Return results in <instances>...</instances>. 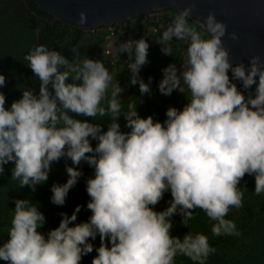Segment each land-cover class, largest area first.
<instances>
[{
    "label": "clouds",
    "instance_id": "9594fccd",
    "mask_svg": "<svg viewBox=\"0 0 264 264\" xmlns=\"http://www.w3.org/2000/svg\"><path fill=\"white\" fill-rule=\"evenodd\" d=\"M192 11V5L179 11L158 42L167 56H172L173 38L188 45L182 65L170 63L162 70L160 94L177 91L187 101L182 109L169 107L163 122L142 117L134 102L122 111L124 88L113 83L101 60L86 55L81 60L77 47L71 49L73 61L45 45L25 55L39 91L22 90L10 108L0 92V175L12 163L11 179L35 192L48 180L53 163L70 159L67 181L51 187L52 204L63 206L83 175V161L94 169L86 181L91 215L76 223L83 207L77 205L71 215L59 213V226L43 233V212L27 199H16L0 260L81 264L95 251L91 264H176L177 256L206 264L217 250L205 234L189 231L182 239L171 234L173 217L179 215L187 227L197 208L215 221L213 236L240 235L225 217L243 207L248 189L239 185L245 175L254 176L255 194H264V59L252 55L247 65L233 64L222 38L227 34L237 41L238 34L227 33V25L211 11L202 23L195 20L202 29L197 31L188 23ZM86 21L80 12L77 22ZM149 47L141 37L120 43L116 51L133 59L129 82L150 97L153 78L145 83L140 76ZM5 83L0 74V87ZM106 115L111 119L105 131L94 118ZM121 116L128 131L121 129ZM165 193L171 194L168 206L154 210Z\"/></svg>",
    "mask_w": 264,
    "mask_h": 264
},
{
    "label": "trees",
    "instance_id": "16d2710c",
    "mask_svg": "<svg viewBox=\"0 0 264 264\" xmlns=\"http://www.w3.org/2000/svg\"><path fill=\"white\" fill-rule=\"evenodd\" d=\"M32 6L33 12L38 15H46L50 17L49 22L41 29L39 33H36L31 27L30 22L33 19L30 15L24 16L23 23L19 25H13L12 28H16V33L18 37L16 40H11L7 45L0 42V74H3L6 79V83L3 87H0V92H3L6 97V108H10L11 103L14 100H19L22 97V90L32 88L38 93L39 80L32 72L31 68L28 66V61L24 59L25 55L29 53L31 49L38 45H45L48 48L51 46V43L54 38L55 28L58 25H64L46 12L39 9L32 0H28ZM190 21V20H189ZM196 25L195 23H193ZM66 26V25H64ZM68 27V26H66ZM72 31V36L70 41L65 45L61 54L65 55L70 59L72 52L71 49L77 46V43L80 39L82 30L74 29L68 27ZM3 36V34H2ZM0 33V38H2ZM16 87V89H14ZM14 167V164L9 163L4 166L5 171L0 175V225H2L3 220H10V214L15 209L14 201L16 199H27L30 204L34 205V200L39 199L40 196L46 195L45 190L39 186L36 187V191L32 192L30 188L27 187L25 193L20 196H16L15 191L20 187L18 180L11 179V171ZM86 181L83 180L79 185L80 190L76 197H74L68 205L61 206H50L46 208L45 212V231L54 229L58 227L59 213L63 210L68 211L69 205L75 203L79 196L83 193L87 194L86 191ZM82 185H85L82 187ZM70 189L69 192H71ZM88 195V194H87ZM247 208V217L245 220H241L236 226L237 231L240 227L253 226L254 230H259V225L262 224V220H257L255 213L254 204ZM39 210L44 209V205H38ZM181 217L177 215V223L173 224L174 235L180 237L188 233L189 231L193 234L203 233L208 237L209 244L211 247L216 248V253L211 254L206 262V264H241L238 260V250L241 243V235L239 236H213L211 232L212 225L215 221L210 220L207 216L194 217L192 220L188 221L187 227L183 226L181 223ZM260 223V224H259ZM239 232V231H238ZM0 244L6 240H1ZM0 264H7V262L0 260ZM176 264H195L189 258L185 256H177ZM254 264H264V258L261 261L256 260Z\"/></svg>",
    "mask_w": 264,
    "mask_h": 264
},
{
    "label": "rangeland",
    "instance_id": "374dc122",
    "mask_svg": "<svg viewBox=\"0 0 264 264\" xmlns=\"http://www.w3.org/2000/svg\"><path fill=\"white\" fill-rule=\"evenodd\" d=\"M30 15L33 19L30 22V27L36 32L39 33L41 29L45 26L47 22H49L50 17L46 15H38L33 12L32 6L28 2V0H0V33L2 38H0V42H3V44L7 45L11 40H16L18 37V34L16 33V28H12L13 25H19L23 23L24 16ZM50 16V15H49ZM19 23V24H18ZM83 33V32H82ZM72 36V31L64 26V25H58L55 28V34L53 41L51 43V46L49 47L50 50H56L62 52L65 45L70 41ZM77 47V46H76ZM81 53V52H80ZM73 54L70 57V61H73ZM80 59H83V55L81 54ZM16 89V87L14 88ZM39 91V86H38ZM111 93V90L109 89V95ZM147 94L144 96H141V94L134 93L126 100H121L122 104V111L127 110V104L129 102H134L137 105V111L139 114L146 118L149 115H153L154 119L161 121L160 118V112L157 108H154L151 103L148 101H145ZM105 108H107V105H102ZM70 115L75 116V114L70 113ZM76 119H91L88 117H75ZM110 115H106L104 117L97 116L94 118V122H99L104 125V130H107V124L110 122ZM119 123L121 124L122 131H128L127 128H124L125 121L123 119V116H121ZM62 126V125H61ZM93 144V147H95L96 141H91ZM65 165L67 166H73L70 159H66L62 157L59 162H55L51 166V171L49 173V178L46 182H44L41 185H37L45 190V193H47L45 196L42 195L40 198L34 200V206L38 207V205L42 206L44 205V209L40 210L45 215L46 208L50 206H57L52 204L51 202V187L55 184H63L67 181V173L65 169ZM80 170L83 172V175L78 179V182L76 185H79L83 180L88 179L90 177L94 176V169L89 167L87 163L81 162V165L79 166ZM247 186L248 191L244 193L243 197V207L242 208H232L230 209L228 215L225 217L226 219H231L235 222L236 226L241 222V220H245L247 217V208L252 206L250 204H254L255 206V213L257 216V220H262V224L259 225V230L255 231L253 226H245L240 227L238 229L242 239H241V245L238 252V260L241 264H254L256 260L261 261L264 258V194H261L257 196L254 192L255 190V178L254 176L245 175L244 179L241 181L239 187L243 188ZM81 186V185H80ZM80 186L73 187L72 191L68 193L65 201V205H68L70 201L77 196L79 190L81 189ZM85 185H82L84 187ZM27 190V187H19L16 189L15 194L16 196H20L21 194L25 193ZM90 197L83 193L79 196L78 200L75 203H71L69 205L68 211L63 210L62 212L67 213L68 215H71L74 211L75 207L77 205H82L81 211L77 214V221L76 223L87 221L88 217L91 215L90 210L87 209V203L89 201ZM171 199L170 193L164 194V199L160 201L158 205H156V208L154 210L156 211H162L164 210L168 205L167 201ZM61 206H59L60 208ZM14 215V210L10 214V220H3V223L0 225V236L1 240H7L9 229L11 227V221ZM179 216V215H178ZM207 216L206 213L197 208L195 209L193 213V217H202ZM61 220V216L59 215V222ZM177 223V215L173 217V224ZM260 224V223H259ZM45 225V224H44ZM39 231L46 233L45 226L43 228L39 229ZM174 229L172 228L171 234L174 235ZM93 243L98 247L99 246V237ZM96 255L95 251L93 253L89 254L88 256H85L81 262V264H91L92 258Z\"/></svg>",
    "mask_w": 264,
    "mask_h": 264
},
{
    "label": "water",
    "instance_id": "95a60500",
    "mask_svg": "<svg viewBox=\"0 0 264 264\" xmlns=\"http://www.w3.org/2000/svg\"><path fill=\"white\" fill-rule=\"evenodd\" d=\"M42 11L58 22L74 29H86L115 22H125L157 10L179 13L193 6L189 20L201 23L209 12L227 25V33L236 32L239 40L226 34L223 44L233 64H248L252 55L264 59V0H32ZM87 16L81 25L79 13ZM197 24V23H196ZM199 25V24H198ZM207 38V37H206Z\"/></svg>",
    "mask_w": 264,
    "mask_h": 264
},
{
    "label": "crops",
    "instance_id": "0c3cea01",
    "mask_svg": "<svg viewBox=\"0 0 264 264\" xmlns=\"http://www.w3.org/2000/svg\"><path fill=\"white\" fill-rule=\"evenodd\" d=\"M177 14L178 12L173 10H157L135 17V23H133V19L125 21V25L132 33L146 37L150 45L148 49L149 62L144 65L146 73L140 76L144 79L145 83L148 82L150 76L153 78L152 83L149 85L151 88V96L149 97L147 95L145 101H148L154 108L158 109L161 121L166 119L165 113L169 107L182 109L183 105L187 102L186 98L177 91H174L171 96H164L158 90V84L163 79L162 70L170 63H176L179 67L185 59L188 45L184 41H177L173 38L171 42L172 56L164 55L161 52L162 45L158 43L164 29L174 20ZM188 23L195 26L197 31H202L198 24H193V21L190 20ZM203 38L206 39V36ZM120 43H123V38L119 35L91 36L83 32L77 43V48L83 55V58L86 55L88 58L101 60L104 63L109 73L113 76V83H119L124 88L120 99L126 100L132 94H139L140 92L138 85L133 86L130 84L129 72L119 65L112 66L110 64L112 60L111 56L117 54L116 49H118Z\"/></svg>",
    "mask_w": 264,
    "mask_h": 264
},
{
    "label": "built area",
    "instance_id": "2783aa9c",
    "mask_svg": "<svg viewBox=\"0 0 264 264\" xmlns=\"http://www.w3.org/2000/svg\"><path fill=\"white\" fill-rule=\"evenodd\" d=\"M174 11V10H173ZM177 12V11H175ZM82 32L91 35V36H97V35H107V36H116L119 35L123 38V42H126L128 40H138L141 37H144L142 35H135L132 33L127 26L125 25V22H115V23H110L106 25H101V26H96V27H91V28H86L82 29ZM146 40L147 38L144 37ZM148 42V40H147ZM111 65L112 66H121L124 70L129 72L128 70V65L133 62V59L128 58L127 53H117L113 54L111 56ZM130 73V72H129ZM146 70L144 66L141 68L140 75H145Z\"/></svg>",
    "mask_w": 264,
    "mask_h": 264
}]
</instances>
